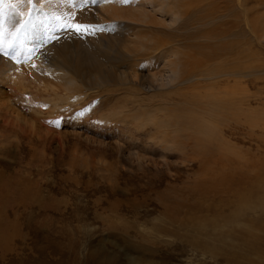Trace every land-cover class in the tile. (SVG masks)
Masks as SVG:
<instances>
[{"label": "rangeland", "instance_id": "374dc122", "mask_svg": "<svg viewBox=\"0 0 264 264\" xmlns=\"http://www.w3.org/2000/svg\"><path fill=\"white\" fill-rule=\"evenodd\" d=\"M0 1L1 13L13 0ZM46 1L37 0V13H41ZM53 1V7L59 8L57 1L62 2L60 7L74 13V17L83 7L107 6L106 0ZM188 1L162 0L167 16L163 12L162 19L156 18L159 24H153L157 27L162 24V33L151 32L145 25L141 30L134 29L141 32L144 41L153 42L159 37V41L168 40L163 55L170 61L178 59L180 62H176L182 69L181 72L178 68L179 77L171 74L168 79L157 73L152 89L142 91L144 94L130 81L100 88L86 84L87 87L72 73L62 75V70L56 73L47 70L50 74L62 73L58 76H64V83L62 78L56 79L57 75L55 81L67 95L64 91L66 97L53 98L38 90L40 98L32 101L30 92L36 88L34 83L28 85L27 79L33 73L25 68L35 66L38 60L31 47L24 44L16 51H8L7 58L13 61V67L5 66L9 74L0 89L8 92L10 103L1 98L0 102L11 104L22 120L8 116L16 123L7 125L0 118V264H236L222 255L233 251L240 252L241 264L245 252L264 264V242L260 252L257 248L247 250V243L264 239V0ZM120 2L115 10L122 7L125 17L115 19L121 21H127L132 12L139 13L141 2L147 4L140 0ZM149 13L155 15L159 11L152 9ZM14 14L11 17L24 16ZM208 18L213 21L208 22ZM75 19L74 23L85 22ZM118 30L122 32L114 31V34L119 37L128 31L136 33L129 29L126 32L124 28ZM193 32L199 36L193 35L195 40L191 39ZM74 34L75 39L83 35ZM165 51H173L174 55L170 53L169 59ZM231 51L232 55L236 54L232 56ZM153 57L138 63L125 59L121 66L129 67L132 62L142 68L143 63L150 64L148 67L156 63L157 68H151L155 73L161 70L164 60L161 51ZM206 57L214 61L206 62ZM231 58H238L237 62L229 64ZM185 61L189 66L184 67ZM216 63L223 69L231 65L239 71L244 103L238 111L225 108V118L219 114L215 119L212 132L216 134L214 131L222 128L223 138L214 137L207 146H225L211 155L203 148L206 145L199 143L200 138L191 136L185 126H178L190 117L187 108L193 107H187L189 103L181 104L179 98L184 97L182 93L195 92L193 78L202 79L207 67L212 68ZM143 74L149 75L147 67ZM186 75L192 79L186 81ZM70 77L73 80L68 84L66 80ZM11 81L18 92L5 88ZM208 87L198 89L203 91ZM108 88L119 90L111 92ZM139 98L150 106L168 107L137 109ZM123 115H127L128 122L122 121ZM156 123L164 125L156 129ZM43 125L60 132L57 141L42 142ZM215 173L226 174L231 184L211 185ZM230 186H237L238 192ZM218 233L222 236H217ZM207 244H217L215 250H222L221 254L212 257Z\"/></svg>", "mask_w": 264, "mask_h": 264}, {"label": "bare ground", "instance_id": "6f19581e", "mask_svg": "<svg viewBox=\"0 0 264 264\" xmlns=\"http://www.w3.org/2000/svg\"><path fill=\"white\" fill-rule=\"evenodd\" d=\"M55 1V0H54ZM53 1V2H54ZM147 4H144L143 2ZM188 1V0H187ZM190 1V0H189ZM188 1V2H189ZM1 2V1H0ZM7 2V1H6ZM105 3H107V6L104 7H96V5L89 7H83L78 15H75L76 19L75 21H78L79 19L81 20H85L84 24L85 25H90L92 26V34H83L82 36H80L79 39H75V34L72 33L71 31H67V28L64 29H59L57 27L58 24V20L54 19L53 17H58L60 18V22H62L63 18L67 15H69L70 13L69 10L64 9V7H60L62 6V2L57 1V3L60 5L59 8L57 7H53V3L51 2H47L45 3V7L43 8V10L41 11V13H37V9H36V4H37V0H33L32 5H27V4H17L14 2V0L12 1L11 6H7V8L5 10H3V12L0 13V19H2L4 21V27H5V32H4V47L7 51L9 50H13L16 51V48L18 46H22L23 44L27 47L30 46L31 52L33 55H35L34 57H36V59L38 60L37 64H35V66H33V64L30 65V67H27L25 69H27L28 71H30L31 73H33V75H30L29 78L27 79L28 81V85L33 84V86H35L36 90L35 92H33V90L30 92V96L32 101H36V98L38 97V99L40 98L39 94H38V90L42 91L40 93L45 94L48 96H51L53 98L60 96V98L62 99V97L64 98L65 93L67 95V92L63 89H61V85L59 87V84L56 83V79L59 78V74L61 72L58 73V77H56L55 79V74H50L49 71L55 70L56 71H63L61 74L62 75H67V73H72L77 79L78 81H80L83 85L88 84V86H93L96 87L98 86L99 88L104 86V85H111L114 84L115 82H118L120 84H128L130 81L136 86H139L141 88V94L145 92L146 90H149L150 87L152 89L153 83L156 81V79L154 78L155 76H157L158 74H161L160 76H162V78L164 77H169L171 74H177L178 76V68L180 65V61L177 59L172 60H168V58L164 57L165 54L163 55L164 52V48L166 46H169V44L167 45V43L169 42L167 40L166 41H159L160 37L158 40H152L150 42L148 41H144L142 39V34L141 32H136L134 29H140L141 30V26L145 25L144 28L149 29V31L151 32H158L162 33V29L161 26L157 27V26H153V24H159L157 19H160L164 13L165 16H167L166 12V8L164 6V2H162V0H140L141 5L139 7H141L139 9V13H134L132 12L131 15H129L127 18L128 20L126 21H121V20H116L115 18H124L125 17V13H123V8H119L117 11L115 10L117 7V5H121L122 2H120V0H116L115 2H112L111 0H106L104 1ZM139 2V3H140ZM194 2V1H193ZM197 2V1H196ZM56 3V4H57ZM93 3V2H92ZM134 3V2H133ZM137 3V1H136ZM170 3V2H169ZM242 3V2H240ZM127 4V3H126ZM125 4V5H126ZM135 4V3H134ZM132 4V5H134ZM176 4V3H175ZM239 4V3H238ZM90 5V4H89ZM131 5V4H129ZM128 5V6H129ZM138 5V4H136ZM170 5V4H169ZM183 5V4H182ZM199 5V4H198ZM201 5V4H200ZM209 5V4H208ZM58 6V5H57ZM173 6V5H172ZM175 6V5H174ZM187 6V5H185ZM206 6V5H205ZM227 6V5H225ZM236 6V5H235ZM29 7H31L32 9H34V11L29 12ZM70 7V6H68ZM150 8L149 11H152V9L154 10H158L159 14H155L152 15L151 13H149L148 8ZM192 7V6H191ZM217 7V6H216ZM219 7V6H218ZM42 8V7H40ZM203 8V7H202ZM235 8V7H233ZM71 9V7H70ZM175 9V8H174ZM186 9V8H185ZM204 9V8H203ZM20 10L24 11L23 13H20ZM72 10V9H71ZM165 10V11H164ZM148 11V12H147ZM174 11V10H173ZM177 11V10H176ZM182 11V10H181ZM180 11V13H181ZM184 11V10H183ZM18 13L20 16L24 15L23 18H27L29 21V24L25 27V29H23V37L20 40V43L18 45H14V48H8V44L11 42L12 40V36L10 35V33H12L14 31V25L16 24L17 20H20L17 17H11L12 14L14 13ZM164 12V13H163ZM203 12V11H202ZM72 13V12H71ZM153 13V12H152ZM175 13V12H174ZM177 13V12H176ZM175 13V14H176ZM196 13V12H195ZM209 13V12H207ZM170 14V13H169ZM173 14V13H171ZM184 14V13H183ZM15 15V14H14ZM18 15V16H19ZM182 15V14H181ZM195 15V14H194ZM202 15V14H201ZM211 15V14H210ZM16 16V15H15ZM164 16V17H165ZM171 16V15H170ZM177 15H174V17ZM179 16V15H178ZM183 16V15H182ZM181 16V17H182ZM193 16V15H190ZM22 17V16H21ZM159 17V18H158ZM173 17V15H172ZM196 17V15H195ZM17 18V19H16ZM21 18V19H23ZM157 18V19H156ZM179 18V17H178ZM191 18V17H190ZM162 19V18H161ZM164 19V18H163ZM169 19V17H168ZM175 19V18H174ZM205 19V18H204ZM209 19V18H208ZM211 19V18H210ZM208 20V22H212L211 20ZM171 20V18H170ZM189 20V19H188ZM191 20V19H190ZM193 20V17H192ZM196 18L194 19V24H197V20ZM163 21V20H162ZM175 21H177V19H175ZM174 21V22H175ZM186 21V20H185ZM183 21V22H185ZM202 21V20H201ZM199 21V22H201ZM186 23V22H185ZM184 23V24H185ZM224 23V22H223ZM81 24V23H80ZM189 24V23H188ZM192 24V23H191ZM210 24V23H209ZM214 24V23H212ZM211 25V24H210ZM187 26V25H186ZM194 26V25H193ZM199 27L201 25H198ZM214 26V25H213ZM58 29H57V28ZM165 27V26H164ZM216 27V26H215ZM129 29L130 31L134 30L133 32L136 33H129V31L126 33V35L121 36L120 33L119 36H116L114 34V31H120L118 29ZM172 28V27H171ZM203 28V27H201ZM201 28H198L201 30ZM218 28V27H216ZM146 29V30H147ZM185 29V28H184ZM206 29V28H205ZM210 29V28H209ZM208 29V30H209ZM64 30V31H63ZM139 30V31H140ZM207 32H211L208 31ZM61 31H63L61 33ZM96 32L97 35L95 34ZM147 32V31H146ZM72 34L71 36L68 35ZM118 33V32H117ZM190 33V32H189ZM222 33V32H221ZM122 34V33H121ZM125 34V33H123ZM147 34V33H146ZM145 34V36H146ZM149 34V33H148ZM164 34V33H163ZM211 34V33H210ZM130 35L132 36V38L130 39ZM150 35V34H149ZM190 35V34H189ZM192 36L195 35L194 32L191 34ZM199 35V32H198ZM212 35V34H211ZM218 35V33H217ZM193 36L191 39H194ZM210 36V35H209ZM215 36V35H213ZM235 36V35H234ZM158 37V36H157ZM180 37V36H178ZM183 37V36H182ZM181 37V39H183ZM187 37L188 34H187ZM186 37V38H187ZM197 38L199 36H196ZM204 37V36H203ZM73 38V39H72ZM146 38V37H145ZM167 38V37H166ZM189 39V38H188ZM196 39V38H195ZM194 39V40H195ZM204 39V38H203ZM166 40V39H164ZM171 40V39H170ZM209 40V39H208ZM207 40V41H208ZM218 40V39H217ZM187 41V40H186ZM193 41V40H192ZM206 41V40H205ZM206 41V43H208ZM152 42V43H151ZM188 42V41H187ZM170 44H172V42H170ZM185 44V43H184ZM188 44V43H187ZM202 45V43H200ZM199 44V45H200ZM183 45V44H182ZM186 45V44H185ZM184 45V46H185ZM189 45H192V43H190ZM187 45V46H189ZM194 45H197L194 43ZM219 46V45H218ZM198 47V45H197ZM228 48V47H227ZM20 49V47H19ZM189 49V48H188ZM163 50V51H162ZM227 50V49H226ZM225 50V51H226ZM161 51L162 54V68L160 71L153 73L151 71L152 67L157 68V65L155 63V65L152 64V67H148L149 65H147L146 63L142 64V68L138 67L136 64L134 63H129V67L128 64L121 66V61H125V59H127V62L131 61H137L138 60H147L148 57H153V56H157V54H159V52ZM177 51V50H176ZM186 51V50H185ZM234 51V50H233ZM158 52V53H157ZM166 52V51H165ZM173 52V51H172ZM170 52V53H172ZM219 52V51H218ZM217 52V53H218ZM236 52V50H235ZM17 53V52H16ZM167 53V52H166ZM170 53L168 52L167 54ZM174 53V52H173ZM172 53V54H173ZM211 53V52H210ZM220 54V53H219ZM236 53H234L235 55ZM174 55V54H173ZM176 55V54H175ZM209 55V54H208ZM212 55V53H211ZM216 55V54H215ZM226 55V54H225ZM229 55V52H228ZM231 55H232V51H231ZM232 55V56H234ZM177 56V55H176ZM188 56V55H187ZM237 56V55H236ZM172 56L169 57V59ZM189 57V56H188ZM212 57V56H211ZM222 57V55H221ZM238 57V56H237ZM158 58V57H157ZM176 58L175 56L173 57V59ZM183 58V57H182ZM220 58V57H218ZM154 59V57H153ZM156 59V58H155ZM161 60V58H159ZM207 61L209 62L210 59L209 57H206ZM217 59V58H216ZM238 59V58H237ZM237 59H230L228 61L229 64L233 63V62H237ZM129 60V61H128ZM185 60V58H184ZM188 60V59H186ZM179 61V62H176ZM214 61V60H212ZM216 61V60H215ZM186 62V61H185ZM189 63V60L187 61ZM186 65L184 64V67H186L187 65L189 66V64ZM179 63V64H178ZM193 63V62H190ZM223 63V62H222ZM227 63V62H226ZM227 63V64H228ZM220 64V63H218ZM224 65V64H223ZM6 67H13V61H11V59L7 58V56L3 55L2 53H0V88L4 86V81L7 78V74L8 70L5 69ZM126 67L125 69H122L123 67ZM141 66V65H140ZM182 66V65H181ZM180 66V67H181ZM192 66V65H191ZM195 65H193L192 67L194 68ZM217 66V67H216ZM221 65H213L212 68L207 67V71L203 73V78H193L195 80L194 81V88L196 89L195 92H192L190 95L188 92L185 93H180L181 96H184L183 98L180 97L179 101H181V104H185V103H189V105L187 107H189L190 105H193L192 108H187L189 111L187 112L189 114L190 117H188L187 119H185L184 121H181L180 125L178 126H185L186 129H188V132L191 136L200 138L199 139V143H201L202 145H206L203 148H207L208 154L211 155H215L219 152H221V148H224V146H216V147H208L207 143L210 144L213 143V141H211L212 138L215 137V139L219 138H223V130L222 128L219 130L216 129L214 132L216 134H214L212 132V127L217 123L216 122V118L217 116L220 114L223 118L225 115L226 109L225 108H231L233 110L238 111L241 104H243V100H242V96H241V80L242 78H240L238 76V70L231 65L227 66V69H223L222 67H220ZM17 67V66H14ZM128 67V68H127ZM148 69V74L146 75L143 74V69L146 68ZM237 67V65H236ZM19 68H23V67H19ZM182 68V67H181ZM192 68V69H193ZM186 70V68H184ZM197 69V68H196ZM206 69V68H203ZM253 69V68H252ZM47 70H49L47 72ZM179 70L181 71L182 69L179 68ZM189 70V68H188ZM191 70V69H190ZM189 70V71H190ZM201 70V69H200ZM41 71V72H40ZM151 71V73H150ZM154 71V70H153ZM184 71V70H183ZM193 71V70H191ZM202 71V70H201ZM242 71V70H241ZM182 72V71H181ZM180 72V73H181ZM43 75H42V74ZM49 73V74H47ZM185 74L184 72L182 73ZM71 75V74H70ZM198 75V74H197ZM54 76V77H53ZM181 76V77H182ZM16 77V76H15ZM74 77V78H75ZM167 77V79H168ZM173 77V76H172ZM172 77H170L172 80H174ZM175 76V78H177ZM62 78V80L60 79ZM59 78V81L61 80V82L63 81L64 83V76H61ZM166 79V78H165ZM164 79V82H165ZM181 79V78H180ZM188 79H192V78H188V75H186V81H188ZM73 80V78L70 77V79H68V81L66 80V82L68 84H71V81ZM178 80V79H177ZM197 80V81H196ZM55 81V82H54ZM77 81V80H76ZM182 81V80H181ZM185 81V82H186ZM189 81V82H192ZM200 81V82H199ZM58 82V81H57ZM65 82V83H66ZM174 82V81H173ZM180 82V81H179ZM67 84V88L68 85ZM168 84V83H167ZM171 84V83H170ZM117 85V83H116ZM149 85V87H148ZM162 85V84H161ZM164 85V84H163ZM181 85V84H180ZM184 86V84H182ZM87 86V85H86ZM87 86V87H88ZM113 86V85H111ZM159 86V85H158ZM189 86V85H188ZM211 87L208 89L206 88V90L200 91L198 89L199 87ZM9 88L11 91H17L14 88V83L11 81L8 83V86H5V88ZM65 87V86H64ZM84 87V86H83ZM93 87H91L93 89ZM125 87V86H124ZM161 87V86H160ZM159 87V88H160ZM163 87V86H162ZM74 88V87H73ZM126 88V87H125ZM154 88V87H153ZM158 88V87H157ZM188 88V87H185ZM15 89V90H13ZM24 87H22L21 90H23ZM33 89V88H32ZM96 89V88H95ZM109 89V88H108ZM134 89V88H132ZM156 89V88H155ZM111 92H117L119 90V88L117 89H109ZM131 90V89H130ZM145 90V91H144ZM161 90V88H160ZM65 91V93H64ZM69 91V90H68ZM106 93L109 92L108 90H105ZM138 91V90H137ZM18 92V91H17ZM100 92V91H99ZM22 93V95H24V92H20ZM37 93V94H36ZM129 93V91H128ZM131 93V92H130ZM178 93V92H177ZM19 94V93H18ZM108 94V93H107ZM106 94V95H107ZM117 94V93H116ZM116 94H114V96H116ZM134 94V93H132ZM137 94V93H136ZM139 94V91H138ZM174 94V93H172ZM120 95V94H119ZM140 95V94H139ZM8 96V92H6L5 90L2 91V89H0V98L1 99H7V102L10 103L9 99L7 98ZM43 96V95H42ZM98 96V95H97ZM146 96V94H145ZM50 97V98H51ZM66 97V96H65ZM108 97V96H107ZM42 98V97H41ZM46 98V97H45ZM58 98V97H57ZM111 98V97H110ZM125 98V97H124ZM141 98H143V96H141ZM139 98L138 100V104L137 107L135 105V107L137 109H140V107L143 108V106H147L148 107H154L155 109H160L161 107L165 106L168 107L166 105L163 104H155L154 106H150L148 105L145 101L142 102V99ZM145 98V97H144ZM199 98V99H198ZM118 99V98H117ZM116 99V100H117ZM148 100V99H147ZM55 101V100H54ZM115 101V100H113ZM160 101V100H159ZM7 102H0V118L2 120H5L4 124H11L14 125V123H16L14 120L12 121V117L16 118L15 120H22V116L19 114V112H17L15 110V108L11 105V104H7ZM37 102V101H36ZM100 102V101H99ZM132 103L136 102V100L131 101ZM56 103V102H55ZM98 104V103H97ZM136 104V103H135ZM128 105V104H127ZM175 105V104H174ZM57 106V105H54ZM243 108V107H242ZM145 109V108H144ZM162 109V108H161ZM176 109V108H174ZM38 110V109H37ZM232 110V111H233ZM145 111V110H144ZM192 111H195L196 114H192ZM229 111V110H228ZM243 111V110H241ZM42 112V111H41ZM137 112V111H136ZM140 112V111H139ZM158 113V112H157ZM240 113V112H239ZM121 114V113H120ZM145 114V113H144ZM143 114V115H144ZM41 115V114H39ZM138 115V113L134 116L136 117ZM142 115V114H141ZM242 115V114H240ZM8 116H12L11 118H9ZM42 116V115H41ZM239 116V115H238ZM121 117V116H120ZM127 115H123L122 118L125 122H128L127 120ZM133 117V118H134ZM43 118V117H42ZM47 118V117H46ZM49 118V116H48ZM139 118V117H138ZM222 118V120H223ZM0 119V120H1ZM119 119V117H118ZM216 119V120H215ZM241 119V118H240ZM121 120V119H120ZM153 120V119H152ZM162 120V119H161ZM215 120V121H214ZM151 121V120H150ZM256 121V120H255ZM21 122V121H20ZM222 121H219L218 123H220ZM19 125H21L19 122H17ZM39 123V122H38ZM48 123V122H47ZM124 123V122H123ZM228 124V123H227ZM18 125V126H19ZM50 125V124H49ZM156 129L162 127L164 124H159L156 123L154 124ZM174 125V124H173ZM221 125V124H220ZM16 127H18L17 125H15ZM14 126V127H15ZM44 126V125H43ZM36 127V125H35ZM40 129L43 128L41 126H39ZM55 127V125H54ZM21 128V127H19ZM218 128V127H217ZM22 129V128H21ZM20 129V130H21ZM17 130V129H16ZM25 130V129H24ZM30 132H32L33 130L30 128L29 129ZM53 128L46 125L44 126V134L41 137L42 142H53L54 140L57 141V139L60 136V132L58 130H56L55 132H53ZM182 131V130H181ZM36 132V131H34ZM160 132V131H159ZM184 132V131H183ZM211 133V134H210ZM211 137H210V135ZM32 135V134H31ZM163 135V134H162ZM187 135V134H186ZM36 136V135H35ZM185 136V135H184ZM183 136V137H184ZM200 136V137H198ZM193 137V138H194ZM186 138V137H184ZM190 138V137H189ZM178 139V138H176ZM188 139V137L186 138ZM171 140V139H170ZM197 139H194V141ZM174 141V140H173ZM181 141V140H180ZM217 141V140H216ZM168 142V141H167ZM164 143V142H163ZM218 143V142H217ZM51 144V143H50ZM224 144V143H223ZM46 145V144H45ZM222 145V144H221ZM201 148V149H203ZM229 148V146H228ZM204 150V149H203ZM205 152V151H204ZM204 156V155H203ZM207 156V155H206ZM208 157V156H207ZM145 164V163H144ZM212 181H211V185H220V184H229L230 180L228 178H226V174L225 175H219V173H215L212 174L211 176ZM215 182H214V181ZM210 184V183H209ZM241 185H246V184H241ZM2 186V185H1ZM201 186V185H200ZM203 186V185H202ZM210 187V188H213ZM223 186V185H222ZM234 186V185H233ZM239 186V185H238ZM253 186V185H252ZM3 187V186H2ZM209 187V186H207ZM227 187V186H226ZM229 187V186H228ZM232 189H237V186L232 187L230 186ZM254 187V186H253ZM204 188V187H203ZM215 188H217L215 186ZM221 188V187H219ZM223 191L225 189V187H222ZM246 188V187H245ZM209 189V188H208ZM230 189V188H229ZM232 189H230L231 191H233ZM244 189V188H243ZM248 189V187H247ZM207 190V189H206ZM214 190V189H213ZM219 190V189H218ZM230 191V193H231ZM210 192V191H209ZM220 192V191H219ZM238 192V189H237ZM236 192V193H237ZM243 192V191H242ZM200 193V192H199ZM211 193V192H210ZM224 193V192H223ZM234 193V192H233ZM232 193V194H233ZM206 195V194H205ZM211 195V194H210ZM216 195V194H214ZM220 195V194H219ZM222 195V194H221ZM231 195V194H230ZM229 195V197H230ZM246 195V194H245ZM249 195V193L247 194ZM228 196V195H227ZM232 196V195H231ZM240 196V195H239ZM237 197V196H236ZM202 198V197H201ZM205 198V197H204ZM217 198V197H216ZM222 198V196L220 197ZM245 197H243L242 199H244ZM203 199V198H202ZM212 199V198H211ZM206 200V199H205ZM215 200V199H214ZM238 200V199H236ZM196 201V200H195ZM209 201V199H208ZM217 201V200H216ZM233 201V200H232ZM240 201V200H239ZM238 201V202H239ZM212 202V201H211ZM210 202V203H211ZM214 202V201H213ZM219 202V201H218ZM206 203V202H205ZM217 203V202H216ZM222 203V202H221ZM225 203V202H224ZM230 203V202H229ZM212 204V203H211ZM226 204V203H225ZM232 204V202H231ZM208 205V203H207ZM229 205V204H228ZM227 205V206H228ZM235 205V204H234ZM215 206V204H214ZM217 206V205H216ZM231 206V205H229ZM228 206V207H229ZM169 208V207H168ZM219 208V207H218ZM173 209V208H172ZM217 209V207H216ZM227 210V209H226ZM234 210V209H233ZM219 211V210H217ZM225 211V210H224ZM235 211V210H234ZM169 212V211H168ZM172 213L171 211L169 212V214ZM225 213V212H223ZM235 214V213H234ZM189 215V214H188ZM221 215V214H220ZM219 215V216H220ZM225 216V215H224ZM228 216V215H227ZM231 216V215H230ZM236 217V216H235ZM239 217V215H238ZM209 218V217H208ZM220 218V217H219ZM226 218V217H225ZM230 218V217H229ZM232 218V217H231ZM221 219V218H220ZM227 219V218H226ZM225 220V219H224ZM233 220V219H232ZM231 220V221H232ZM226 221V220H225ZM230 221V220H229ZM230 221V222H231ZM187 223V222H186ZM225 223V222H224ZM188 224V223H187ZM219 224V223H218ZM257 224V223H256ZM217 225V224H215ZM218 226V225H217ZM200 227V226H199ZM257 227V226H256ZM196 229V228H195ZM206 229V227H205ZM227 229V227H226ZM234 229V228H233ZM219 231V230H218ZM222 231V230H220ZM229 231V230H228ZM227 231V233H229ZM236 231V230H235ZM244 231V230H243ZM208 233V232H207ZM237 233V232H236ZM217 236H222V233H218ZM215 237V236H214ZM230 237V236H229ZM217 238H221V237H217ZM228 237H226L227 239ZM224 239V238H223ZM230 239V238H229ZM254 239V238H253ZM217 240V239H216ZM225 240V239H224ZM247 240V239H246ZM248 241V240H247ZM245 241V242H247ZM211 241H208V243H210ZM231 242V241H230ZM264 242V239L258 240V241H254V243L249 244L247 243V250H251V249H258V251L260 252L262 249L261 245H263L262 243ZM221 245L224 247V241L221 240ZM200 244V243H199ZM231 244V243H230ZM215 245V244H214ZM214 245H208L207 244V248L210 251V254L212 257H217L221 254L220 251L215 250V247L213 248ZM229 245V244H228ZM231 246V245H230ZM229 246V247H230ZM234 246V245H233ZM243 246V245H242ZM206 247V245H205ZM231 248V247H230ZM217 249V248H216ZM240 249V248H239ZM242 249V248H241ZM240 249V251H241ZM260 249V250H259ZM206 250V249H204ZM228 251V250H227ZM243 251V250H242ZM252 252V251H251ZM227 256L229 259H231V261H234L236 264H241V262H239V256H240V252L237 251H233L231 253H226V252H222ZM244 253V252H243ZM247 254V255H245ZM243 260L245 264H262L260 262V260L256 259L254 256L249 255L247 252H245ZM242 259V258H241ZM243 263V264H244Z\"/></svg>", "mask_w": 264, "mask_h": 264}, {"label": "snow or ice", "instance_id": "6c2138e0", "mask_svg": "<svg viewBox=\"0 0 264 264\" xmlns=\"http://www.w3.org/2000/svg\"><path fill=\"white\" fill-rule=\"evenodd\" d=\"M17 4H27L32 5L33 0H14ZM47 2H51V0H47ZM123 2H127V0H123ZM34 11L31 7H29V12ZM54 19L58 20L57 27L59 29L67 28L68 30L72 31L76 34H92V26L80 24V23H74V13L67 15L63 18L62 22H60V18L53 17ZM29 24V21L27 18H23L20 20H17L16 24L14 25V31L10 33L12 36L11 42L8 44V48H14V45H18L20 43V40L23 37V29ZM4 21L0 19V53L7 56L8 51L4 47Z\"/></svg>", "mask_w": 264, "mask_h": 264}]
</instances>
